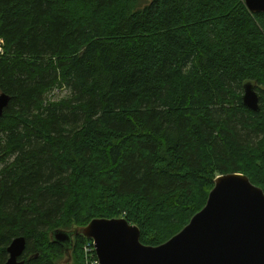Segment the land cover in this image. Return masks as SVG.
<instances>
[{"label": "trees", "instance_id": "16d2710c", "mask_svg": "<svg viewBox=\"0 0 264 264\" xmlns=\"http://www.w3.org/2000/svg\"><path fill=\"white\" fill-rule=\"evenodd\" d=\"M0 40V264L19 236L25 264H85L88 238L69 256L52 232L95 218L161 245L219 175L264 190V13L245 0H0Z\"/></svg>", "mask_w": 264, "mask_h": 264}, {"label": "water", "instance_id": "95a60500", "mask_svg": "<svg viewBox=\"0 0 264 264\" xmlns=\"http://www.w3.org/2000/svg\"><path fill=\"white\" fill-rule=\"evenodd\" d=\"M252 13H264V0H245ZM11 96L0 92V118ZM243 103L260 110L254 83L244 84ZM95 242L100 264H264V190L242 173L219 175L205 207L167 242L150 246L141 230L125 218H95L75 231L57 229L54 242L70 256L73 237ZM27 239L16 237L5 264H25Z\"/></svg>", "mask_w": 264, "mask_h": 264}, {"label": "built area", "instance_id": "2783aa9c", "mask_svg": "<svg viewBox=\"0 0 264 264\" xmlns=\"http://www.w3.org/2000/svg\"><path fill=\"white\" fill-rule=\"evenodd\" d=\"M1 50L0 47V51ZM83 253L85 264H100L94 240L88 238L87 241H85L83 245Z\"/></svg>", "mask_w": 264, "mask_h": 264}, {"label": "rangeland", "instance_id": "374dc122", "mask_svg": "<svg viewBox=\"0 0 264 264\" xmlns=\"http://www.w3.org/2000/svg\"><path fill=\"white\" fill-rule=\"evenodd\" d=\"M1 44H2V40H0V47H1ZM67 94H69V90H67V89H61V90H56V91H54L53 93H52V95H53V98H55V99H62L63 97H65ZM67 261H68V257H64L63 259H62V263L63 264H67ZM70 264H71V262H70Z\"/></svg>", "mask_w": 264, "mask_h": 264}]
</instances>
